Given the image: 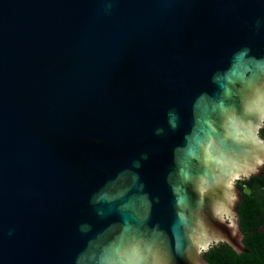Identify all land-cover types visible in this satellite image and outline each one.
Returning <instances> with one entry per match:
<instances>
[{
    "label": "water",
    "instance_id": "1",
    "mask_svg": "<svg viewBox=\"0 0 264 264\" xmlns=\"http://www.w3.org/2000/svg\"><path fill=\"white\" fill-rule=\"evenodd\" d=\"M262 129L264 0H0V264L246 253Z\"/></svg>",
    "mask_w": 264,
    "mask_h": 264
},
{
    "label": "trees",
    "instance_id": "2",
    "mask_svg": "<svg viewBox=\"0 0 264 264\" xmlns=\"http://www.w3.org/2000/svg\"><path fill=\"white\" fill-rule=\"evenodd\" d=\"M264 140V129L260 131ZM260 176H251L235 182L242 191L238 220L246 253L238 254L225 243L212 247L205 259L210 264H264V170Z\"/></svg>",
    "mask_w": 264,
    "mask_h": 264
},
{
    "label": "flooded vegetation",
    "instance_id": "3",
    "mask_svg": "<svg viewBox=\"0 0 264 264\" xmlns=\"http://www.w3.org/2000/svg\"><path fill=\"white\" fill-rule=\"evenodd\" d=\"M261 232H264V226H263V227H261Z\"/></svg>",
    "mask_w": 264,
    "mask_h": 264
}]
</instances>
